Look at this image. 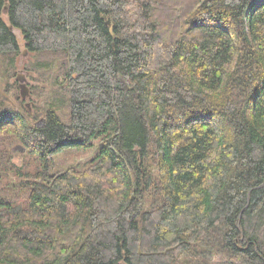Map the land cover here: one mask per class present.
<instances>
[{"label": "trees", "instance_id": "16d2710c", "mask_svg": "<svg viewBox=\"0 0 264 264\" xmlns=\"http://www.w3.org/2000/svg\"><path fill=\"white\" fill-rule=\"evenodd\" d=\"M17 35L60 102L0 97V264H264V0H0Z\"/></svg>", "mask_w": 264, "mask_h": 264}, {"label": "rangeland", "instance_id": "374dc122", "mask_svg": "<svg viewBox=\"0 0 264 264\" xmlns=\"http://www.w3.org/2000/svg\"><path fill=\"white\" fill-rule=\"evenodd\" d=\"M161 1V0H158ZM157 1V2H158ZM20 54L16 57L14 67L8 68L3 65L0 69V92L9 98V102H15L16 107H24L26 104L32 114H39L40 116L36 120V125H40L42 122V111L50 106H58L60 101L56 99L58 96L53 95V85L51 84V78L53 74L51 71H46L34 68L37 62V55L29 54L25 51L23 38L17 35ZM17 80V82H16ZM16 82L17 85L12 84ZM12 85L6 87V85ZM24 86L25 98L20 102V90L17 86ZM16 99L18 101H16ZM21 104V106H20ZM55 112L62 118L66 116L65 103L59 107H54ZM0 145L6 147L8 154L11 155V160L14 165L22 167L25 170H35L36 164L34 158L27 153V150L17 141L13 140V133H1ZM95 155V148H91L87 152L83 151H63V154L57 156L53 160L54 169L63 170L66 166L81 165L82 163L90 161ZM2 183L0 184V186Z\"/></svg>", "mask_w": 264, "mask_h": 264}, {"label": "water", "instance_id": "95a60500", "mask_svg": "<svg viewBox=\"0 0 264 264\" xmlns=\"http://www.w3.org/2000/svg\"><path fill=\"white\" fill-rule=\"evenodd\" d=\"M154 1L157 2L158 0H154ZM158 2H160V1H158ZM102 18L105 19V16H103ZM105 22H106V25L110 24V22H108V21H105ZM110 31H112V27L111 26H110ZM122 85H123V90L125 91L127 89V87H126V85H124L123 82H122ZM19 89H21V98L24 99L25 98V94H26L24 86L23 85L19 86ZM0 97L3 100L9 102V98L6 95L2 94L1 92H0Z\"/></svg>", "mask_w": 264, "mask_h": 264}]
</instances>
